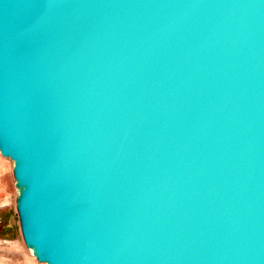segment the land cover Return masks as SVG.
I'll return each instance as SVG.
<instances>
[{
	"label": "water",
	"instance_id": "water-1",
	"mask_svg": "<svg viewBox=\"0 0 264 264\" xmlns=\"http://www.w3.org/2000/svg\"><path fill=\"white\" fill-rule=\"evenodd\" d=\"M0 155L43 264H264V0H0Z\"/></svg>",
	"mask_w": 264,
	"mask_h": 264
},
{
	"label": "rangeland",
	"instance_id": "rangeland-1",
	"mask_svg": "<svg viewBox=\"0 0 264 264\" xmlns=\"http://www.w3.org/2000/svg\"><path fill=\"white\" fill-rule=\"evenodd\" d=\"M12 169V161L0 155V264H43L36 261L22 239Z\"/></svg>",
	"mask_w": 264,
	"mask_h": 264
}]
</instances>
